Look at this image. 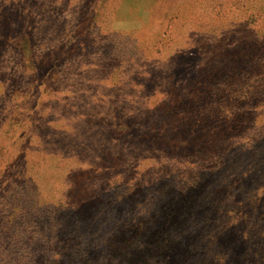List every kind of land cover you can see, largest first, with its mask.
Returning <instances> with one entry per match:
<instances>
[{
    "label": "rangeland",
    "instance_id": "374dc122",
    "mask_svg": "<svg viewBox=\"0 0 264 264\" xmlns=\"http://www.w3.org/2000/svg\"><path fill=\"white\" fill-rule=\"evenodd\" d=\"M240 1L0 0V264H38L45 255L54 258L52 249L79 264L80 252L95 243L87 231L93 221L104 224L109 208L118 213L105 226L140 209L128 179L136 169L115 162L118 115L159 117L165 77L176 87L188 85L220 41L235 40L227 21ZM246 7L263 8L262 26L264 0ZM27 34L22 53L15 38ZM257 126L264 132V117L238 140L246 143L234 144V150L245 145L232 162L197 172L204 181L192 230L194 243H205L195 246L198 264L214 258L237 264L229 245L239 247L254 196L264 210V149L254 156L249 149ZM248 183L252 192L240 194Z\"/></svg>",
    "mask_w": 264,
    "mask_h": 264
},
{
    "label": "trees",
    "instance_id": "16d2710c",
    "mask_svg": "<svg viewBox=\"0 0 264 264\" xmlns=\"http://www.w3.org/2000/svg\"><path fill=\"white\" fill-rule=\"evenodd\" d=\"M241 1L244 2L236 10L237 16L227 21L233 26L229 38L235 40L227 36L220 41L211 57L196 68L188 85L176 87L170 83L173 78L165 77L168 87L160 90L165 104L159 117L148 112L138 119L127 110L118 115L114 132L121 135L114 139L120 141L115 162L119 159L121 167L136 169V178L128 179L135 184L134 200L141 207L130 208L124 218L118 216L116 224L105 226L117 217L118 212L112 208L104 224L93 221L87 231L94 232L91 238L95 243L90 250L80 252L79 264H198V249L204 248L205 243H194L192 230L196 208L202 200L198 184L204 181L197 172L232 162L236 151L243 150L245 145L234 150V144L246 143L238 140L252 130L250 125L255 118L264 117V45L258 43L264 38V24L261 26L257 19L263 8L251 11L245 9V3L251 0ZM241 1L237 2L238 7ZM15 39L21 52L27 51L30 35L24 39L18 35ZM257 128L254 146H249L253 156L264 149L263 128ZM105 154L107 161L112 162L113 153L107 150ZM143 163L148 164L147 168L141 169ZM152 164H156L155 169ZM249 191L252 192L250 183L239 193L245 195ZM259 197L251 200L254 213L243 220L247 226L240 230L241 238L236 242L239 247L229 245L236 251L237 264H264V219H259L264 210ZM247 229L250 233L244 238L243 230L247 233ZM77 235L83 236V232ZM232 236L238 237L233 231ZM50 242L51 247L55 245ZM227 247L223 241L220 248ZM52 253L54 258L45 255L37 263L75 261L71 253L60 254L55 249ZM214 263L217 264L215 258L207 264Z\"/></svg>",
    "mask_w": 264,
    "mask_h": 264
}]
</instances>
